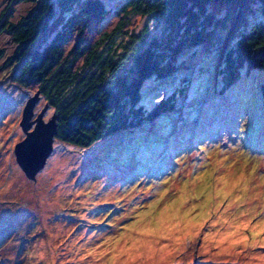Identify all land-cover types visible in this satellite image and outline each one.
<instances>
[{"label":"rangeland","instance_id":"obj_1","mask_svg":"<svg viewBox=\"0 0 264 264\" xmlns=\"http://www.w3.org/2000/svg\"><path fill=\"white\" fill-rule=\"evenodd\" d=\"M13 1L0 0V12L24 7ZM51 1L58 10L63 0ZM102 1L113 13L127 0ZM241 2L214 11L233 16ZM257 4L249 18L261 15ZM123 14L103 45L115 52L128 33L163 30L155 15ZM223 35L182 52L151 89L143 81L145 106L174 91L173 109L87 147L50 133L34 172L14 145L39 113L54 124L53 107L0 73V264H264V69L243 65L228 79L218 67ZM35 92L28 127L22 109Z\"/></svg>","mask_w":264,"mask_h":264},{"label":"trees","instance_id":"obj_2","mask_svg":"<svg viewBox=\"0 0 264 264\" xmlns=\"http://www.w3.org/2000/svg\"><path fill=\"white\" fill-rule=\"evenodd\" d=\"M237 1L127 0L112 13L102 0H63L58 10L51 0H14L24 7L17 10L12 4L0 12V37L5 38L0 73L37 90L53 107L56 139L87 147L173 109L174 91L145 106L143 81L152 78L149 89L154 81H164L182 52L207 40L212 43L220 29L224 38L218 67L228 79L243 65L264 69V0H241L233 16L216 15L214 9ZM255 2L261 15L249 18ZM128 9L159 17L163 30L147 39L128 33L121 52H115L103 45L119 29ZM111 13L107 25L100 26ZM260 94L264 105V81Z\"/></svg>","mask_w":264,"mask_h":264},{"label":"water","instance_id":"obj_3","mask_svg":"<svg viewBox=\"0 0 264 264\" xmlns=\"http://www.w3.org/2000/svg\"><path fill=\"white\" fill-rule=\"evenodd\" d=\"M36 92L30 97L22 109V122L30 126L29 117L36 98ZM54 131V124L42 122L40 113L32 127L25 131V135L14 145V156L18 164L28 172H34L44 163L50 151L47 136Z\"/></svg>","mask_w":264,"mask_h":264}]
</instances>
